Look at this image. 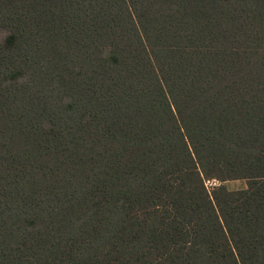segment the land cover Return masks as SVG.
I'll return each mask as SVG.
<instances>
[{"label": "trees", "instance_id": "trees-1", "mask_svg": "<svg viewBox=\"0 0 264 264\" xmlns=\"http://www.w3.org/2000/svg\"><path fill=\"white\" fill-rule=\"evenodd\" d=\"M0 35V264H264V0H0Z\"/></svg>", "mask_w": 264, "mask_h": 264}, {"label": "rangeland", "instance_id": "rangeland-1", "mask_svg": "<svg viewBox=\"0 0 264 264\" xmlns=\"http://www.w3.org/2000/svg\"><path fill=\"white\" fill-rule=\"evenodd\" d=\"M0 38H3V36L0 35ZM207 186L211 187L213 186V184L207 183ZM225 186L229 190H239V189H244L246 185L244 181H232V182L225 183Z\"/></svg>", "mask_w": 264, "mask_h": 264}]
</instances>
